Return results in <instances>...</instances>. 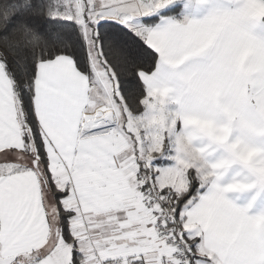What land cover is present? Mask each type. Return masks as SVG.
Returning <instances> with one entry per match:
<instances>
[{
    "label": "snow or ice",
    "instance_id": "obj_1",
    "mask_svg": "<svg viewBox=\"0 0 264 264\" xmlns=\"http://www.w3.org/2000/svg\"><path fill=\"white\" fill-rule=\"evenodd\" d=\"M189 2L0 0V264H264V215L225 196L253 185L149 119L168 82L264 125V0Z\"/></svg>",
    "mask_w": 264,
    "mask_h": 264
},
{
    "label": "clouds",
    "instance_id": "obj_2",
    "mask_svg": "<svg viewBox=\"0 0 264 264\" xmlns=\"http://www.w3.org/2000/svg\"><path fill=\"white\" fill-rule=\"evenodd\" d=\"M160 87L162 90L166 89V92L153 101L156 106L150 112V122L155 121L163 125L171 119L181 122L182 125L185 117L193 121L188 126L190 132L185 131L182 125L174 142L176 156L183 160L185 165L199 166L204 171L205 178L219 175V181L229 169L239 165L247 175L243 180H236L234 177L233 182L229 184H251L252 188H262L260 179L264 177V125L251 121L234 105L213 100L208 108L199 109L186 104L182 97L177 95L174 84L165 82ZM170 105L175 107L170 108ZM221 136L225 138L217 139ZM210 144H215L218 150H223L224 155L215 160L210 159L213 155L209 152ZM222 162L223 170L214 167ZM249 176L255 179L248 182Z\"/></svg>",
    "mask_w": 264,
    "mask_h": 264
},
{
    "label": "crops",
    "instance_id": "obj_3",
    "mask_svg": "<svg viewBox=\"0 0 264 264\" xmlns=\"http://www.w3.org/2000/svg\"><path fill=\"white\" fill-rule=\"evenodd\" d=\"M208 9L204 7H200L197 5L196 0H190L186 8V14L192 18H203L204 15L207 14ZM258 35L264 36V29H261L257 32ZM175 107V105H170ZM178 130L182 127L181 124L178 123ZM207 141H203L206 143ZM173 153V152H172ZM224 155L223 150H217L210 159L215 160L220 156ZM164 160V161H163ZM156 165L161 167L168 166L170 164V160L158 159L154 161ZM246 172H243L239 165H234L231 169L228 170L227 174L218 182L222 187L227 184L233 182V178L236 180H243ZM253 178L251 176L248 177V182H251ZM210 186V185H209ZM225 196L228 200L234 203L238 207H247L249 215H258L264 214V189L259 187H254L249 190L244 191H230L225 193ZM249 205H251L249 207Z\"/></svg>",
    "mask_w": 264,
    "mask_h": 264
},
{
    "label": "rangeland",
    "instance_id": "obj_4",
    "mask_svg": "<svg viewBox=\"0 0 264 264\" xmlns=\"http://www.w3.org/2000/svg\"><path fill=\"white\" fill-rule=\"evenodd\" d=\"M169 107H170V108H174V107H172V106H169ZM177 130H178V126H177ZM172 152H173V153H172ZM173 154H174V148H173L171 145L167 146V150H165V155H166V156H171V155H173ZM161 159H164V158L162 157ZM166 159H168V161L170 160V164H168V166H173V165H174V163H175L174 160L169 159V158H166ZM157 166H159V165H157Z\"/></svg>",
    "mask_w": 264,
    "mask_h": 264
},
{
    "label": "trees",
    "instance_id": "obj_5",
    "mask_svg": "<svg viewBox=\"0 0 264 264\" xmlns=\"http://www.w3.org/2000/svg\"><path fill=\"white\" fill-rule=\"evenodd\" d=\"M165 150H167V146H166V149ZM164 161V160H163Z\"/></svg>",
    "mask_w": 264,
    "mask_h": 264
}]
</instances>
